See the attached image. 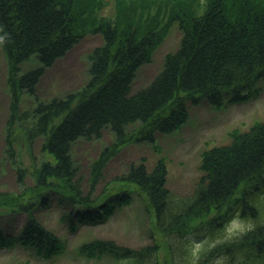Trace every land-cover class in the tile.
Segmentation results:
<instances>
[{"label":"trees","instance_id":"trees-1","mask_svg":"<svg viewBox=\"0 0 264 264\" xmlns=\"http://www.w3.org/2000/svg\"><path fill=\"white\" fill-rule=\"evenodd\" d=\"M110 5L112 15L104 13ZM174 27L181 34L178 47L165 54L147 85L134 90L139 69ZM90 34L101 43L87 53L85 85L39 100L48 68ZM0 37L11 95L8 136L15 122L30 119L23 134L29 143L41 138L47 153L39 167L17 170L19 191H0V215L26 216L17 232L0 228V249L20 245L59 256L64 240L37 212L61 209L60 219L74 232L106 223L138 198L153 222L150 236L158 234L152 244L134 248L94 238L79 251L120 264H264V120L203 151L191 194L170 190L164 157L152 169L145 160L132 161L99 189L108 164L129 142L154 144L157 133L185 123L190 105L207 100L220 108L251 98L264 79V0H0ZM32 58L39 64L23 69ZM25 94L36 101L31 113L21 109ZM104 130L113 139L92 160L85 180L73 149L82 139H101ZM26 172L33 184H25ZM236 211L258 227L224 240L222 225ZM204 239L193 253L192 244Z\"/></svg>","mask_w":264,"mask_h":264},{"label":"rangeland","instance_id":"rangeland-1","mask_svg":"<svg viewBox=\"0 0 264 264\" xmlns=\"http://www.w3.org/2000/svg\"><path fill=\"white\" fill-rule=\"evenodd\" d=\"M104 13L112 15V5L107 6ZM180 37V30L174 27L155 51L153 60L139 69L133 84L134 90L147 85L155 77L162 67L165 54L178 47ZM100 43L99 35L90 34L65 57L48 68L37 88L39 100L48 101L53 97H63L82 88L89 79L87 53ZM38 64L36 59L32 58L22 64V68L27 69ZM7 73L8 66L0 48V191L17 192L23 187L18 181L17 170L28 171L39 167L47 153L42 149L41 138L32 143L26 140L22 129L30 125V119L22 121L23 125L19 121L15 122L14 126H17L12 133L14 136H8V125L12 124L9 123L11 95L8 90ZM256 87L255 93L248 101L225 103L220 108L212 106L207 100L190 105L185 123L172 133H157L154 144L147 141L129 142L108 164L99 189L106 181L126 169L127 164L132 161L145 160L152 169L157 161L164 157L169 170L167 185L170 190L178 195L191 194L201 174L199 165L203 151L214 145L229 143L233 131L247 130L255 121L264 120V79ZM35 103L33 96L25 94L21 101V109L31 113ZM112 139L113 133L104 130L101 139H82L75 145L73 155L85 180L89 176L92 160ZM10 146L13 148L10 149ZM26 173L25 184H33L32 174ZM262 201L264 210V198ZM62 212L56 208L36 214L48 228L62 237L66 247L63 254L46 258L32 248L15 245L0 249V264H120L108 255L89 256L79 251V246L94 238H104L137 248L152 244L158 236L155 231L152 233L153 237L150 236L153 222L138 198H134L129 205L117 209L106 223L81 225L74 232L60 219ZM25 219L26 216L22 213L0 215V228L8 233L17 232ZM206 243V239L196 241L192 244L191 250L196 253Z\"/></svg>","mask_w":264,"mask_h":264},{"label":"clouds","instance_id":"clouds-1","mask_svg":"<svg viewBox=\"0 0 264 264\" xmlns=\"http://www.w3.org/2000/svg\"><path fill=\"white\" fill-rule=\"evenodd\" d=\"M3 40V37H0ZM258 227L255 219L243 215L240 211H236L231 218L226 220L222 225L223 239L233 240L243 238Z\"/></svg>","mask_w":264,"mask_h":264}]
</instances>
